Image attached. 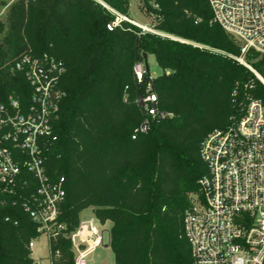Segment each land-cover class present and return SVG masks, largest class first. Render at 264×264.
Returning <instances> with one entry per match:
<instances>
[{
	"label": "trees",
	"instance_id": "trees-1",
	"mask_svg": "<svg viewBox=\"0 0 264 264\" xmlns=\"http://www.w3.org/2000/svg\"><path fill=\"white\" fill-rule=\"evenodd\" d=\"M139 1L154 28L175 38L129 21L109 30L114 11L131 16V0H16L0 20V101L30 104L33 89L14 68L23 53L49 52L66 65L48 160L49 172L66 178L58 218L66 228L50 238L52 264H75L68 234L88 208L112 224L115 264H192L185 213L208 173L202 144L231 123L246 94L264 102V84L237 60L264 78V54H243L208 0ZM145 53L163 70L153 88L173 117L133 138L146 86L134 67ZM40 235L20 203L0 200V264H35L29 244Z\"/></svg>",
	"mask_w": 264,
	"mask_h": 264
},
{
	"label": "built area",
	"instance_id": "built-area-1",
	"mask_svg": "<svg viewBox=\"0 0 264 264\" xmlns=\"http://www.w3.org/2000/svg\"><path fill=\"white\" fill-rule=\"evenodd\" d=\"M208 2L214 22L241 44L243 54L249 49L264 54V0ZM114 12L116 18L107 24L109 30L129 20ZM138 26L143 32L175 38L152 27ZM237 60L264 84L263 76L243 56ZM14 68L24 74L33 92L26 109L17 98L0 101V200L20 203L36 222L38 232L51 238L66 228L58 219L66 197V178L48 169L49 152L58 140L54 123L66 94L61 87L66 65L49 52H26L15 60ZM134 71L137 82L146 83L135 99L143 114L133 132L136 138L173 114L161 109L153 88L156 76L151 75L145 60L137 63ZM253 86L251 83L247 88ZM244 98L231 123L211 132L202 144L208 173L200 177L199 192L185 213L192 264H264V102L249 94ZM6 220L10 221V216ZM106 224L94 216L81 220L68 234L75 264H89L88 257L104 246ZM29 246H34V239Z\"/></svg>",
	"mask_w": 264,
	"mask_h": 264
},
{
	"label": "rangeland",
	"instance_id": "rangeland-1",
	"mask_svg": "<svg viewBox=\"0 0 264 264\" xmlns=\"http://www.w3.org/2000/svg\"><path fill=\"white\" fill-rule=\"evenodd\" d=\"M16 0H0V20L6 21L10 5ZM131 16L128 17L129 22L137 25L154 28L155 18L144 11L139 0H131ZM148 68L152 76H158L163 70L157 64L154 54L148 55ZM95 216L92 208L85 209L81 214V220H89ZM112 224H106L104 246L98 248L88 257L89 264H115V254L110 247V229ZM32 255L39 264L51 263L50 238L46 233L34 238V246L32 247Z\"/></svg>",
	"mask_w": 264,
	"mask_h": 264
},
{
	"label": "water",
	"instance_id": "water-1",
	"mask_svg": "<svg viewBox=\"0 0 264 264\" xmlns=\"http://www.w3.org/2000/svg\"><path fill=\"white\" fill-rule=\"evenodd\" d=\"M144 60H145L146 65L148 66V54L147 53L144 54ZM35 264H39V262H35Z\"/></svg>",
	"mask_w": 264,
	"mask_h": 264
}]
</instances>
